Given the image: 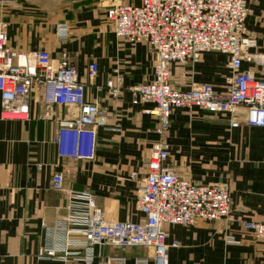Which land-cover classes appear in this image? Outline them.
<instances>
[{
	"label": "crops",
	"instance_id": "crops-1",
	"mask_svg": "<svg viewBox=\"0 0 264 264\" xmlns=\"http://www.w3.org/2000/svg\"><path fill=\"white\" fill-rule=\"evenodd\" d=\"M14 1L24 8H0V21L9 24V46L18 52L47 50L54 58L68 52L85 84L86 99L106 109L110 118L108 127L98 130L93 160L61 157L55 138L61 123L77 117V109L54 102L52 90L36 89L27 120H3L0 96V264H106L110 258L154 264L145 248H95L91 263L72 256L65 261L61 252L52 258L39 255L43 248L73 253L74 245L83 241L79 233L67 236L58 229L70 211L67 194L52 189L55 173L64 175L66 189L92 193L106 219H145L137 196L159 140V118L149 113L153 104H133L130 88L153 79L154 53L145 43L116 38L106 18L116 0ZM248 4L246 26L257 38L253 52L264 54V0ZM63 28H68L67 36ZM228 61L226 54L205 53L194 65L175 66L172 83L181 90L193 82L210 84L223 92L230 76ZM92 62L99 71L90 79ZM243 70L264 78V67L244 63ZM117 73L124 78L123 92L114 98L106 84ZM167 142L171 163L182 178L200 185L227 184L231 198L227 221L166 227L168 243H179L169 249V264H264V241L244 228L247 220L264 219V127L250 126L243 107L234 114L182 108L172 112ZM134 172L136 180L131 179ZM79 253L86 256L84 250Z\"/></svg>",
	"mask_w": 264,
	"mask_h": 264
},
{
	"label": "built area",
	"instance_id": "built-area-1",
	"mask_svg": "<svg viewBox=\"0 0 264 264\" xmlns=\"http://www.w3.org/2000/svg\"><path fill=\"white\" fill-rule=\"evenodd\" d=\"M7 0H0L2 9ZM248 0H140L139 5L114 4L106 13L116 38L131 44L145 43L154 53L153 79L130 88L133 104L151 103L149 112L159 118L154 144L146 164V176L138 192L137 208L144 214L141 222L106 219L92 193L66 189L64 175L55 173L52 189L69 198L70 216L58 229L67 236L79 233L83 241L67 249L43 248L41 257L64 253V260L91 263L95 248H145L154 264H169L167 226L191 227L200 221H227L231 213L230 188L227 184L200 185L182 178L171 163L170 145L164 132L170 126L172 112L182 108H201L211 114H234L243 107L247 123L264 127V78L244 63L264 67V54L255 53L257 38L248 31ZM9 24L0 21V96L3 120L25 121L30 114L29 101L36 89L54 92V102L73 106L77 117L61 123L55 138L61 157L93 160L98 130L108 127L106 109L86 99V88L68 52L54 58L47 50L18 52L9 46ZM67 36V28L61 29ZM228 55L230 76L223 92L210 84L191 83L181 90L172 83L175 66L198 63L205 53ZM98 64L88 66L90 79L98 75ZM124 78L117 73L107 81L114 98L123 92ZM136 180L137 174H131ZM244 228L264 241V219L247 220ZM232 242L233 240H229ZM233 243V242H232ZM79 250L86 256L81 257ZM126 264L122 258H110L106 264ZM149 259L138 264H148Z\"/></svg>",
	"mask_w": 264,
	"mask_h": 264
},
{
	"label": "rangeland",
	"instance_id": "rangeland-1",
	"mask_svg": "<svg viewBox=\"0 0 264 264\" xmlns=\"http://www.w3.org/2000/svg\"><path fill=\"white\" fill-rule=\"evenodd\" d=\"M52 0H50V2H51ZM138 1V0H137ZM43 2V1H42ZM49 1H48V3L51 5V3H50ZM116 4V3H119L118 2V0H116V1H114V2H112V4ZM7 4H9V6H11L13 9H18V10H21V9H23L24 7L22 6V4H20L19 2H16V1H14V0H7ZM112 4H110V5H112ZM1 9H2V7H0ZM5 8V7H4ZM111 26V25H110ZM112 27V26H111ZM113 30V29H112ZM69 33V31H68V28H67V34ZM124 42H126V41H124ZM170 126H171V118H170ZM170 126L167 128V130L164 132V137H165V139H168V133H169V130H170ZM233 238H231L230 240H232ZM233 242V241H232Z\"/></svg>",
	"mask_w": 264,
	"mask_h": 264
}]
</instances>
